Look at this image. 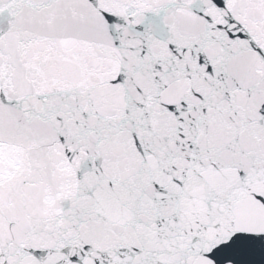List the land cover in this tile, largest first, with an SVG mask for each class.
Segmentation results:
<instances>
[{
	"label": "snow or ice",
	"instance_id": "1",
	"mask_svg": "<svg viewBox=\"0 0 264 264\" xmlns=\"http://www.w3.org/2000/svg\"><path fill=\"white\" fill-rule=\"evenodd\" d=\"M0 264H264V0H0Z\"/></svg>",
	"mask_w": 264,
	"mask_h": 264
}]
</instances>
